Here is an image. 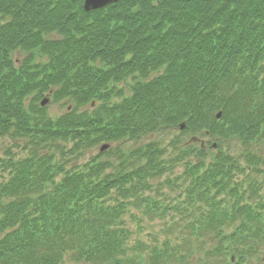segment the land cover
<instances>
[{"label": "trees", "instance_id": "16d2710c", "mask_svg": "<svg viewBox=\"0 0 264 264\" xmlns=\"http://www.w3.org/2000/svg\"><path fill=\"white\" fill-rule=\"evenodd\" d=\"M83 1L0 0V139H23L28 151L7 160L10 178L0 184V264L190 262L178 235L132 249L124 208L147 203L137 194L191 157L184 197L170 209H193L200 264L262 263L264 0H121L95 11ZM15 50L26 54L21 63ZM129 77L126 96L116 85ZM46 93L74 108L52 119L41 106ZM182 122L183 133L214 136L216 153L174 141L169 158L144 142ZM231 139L240 153L221 147ZM125 140L141 145L108 150L122 152L119 164L102 152L80 162ZM176 177L165 183L173 191ZM153 203L164 210L156 200L147 209ZM183 214L168 227L173 234L187 223Z\"/></svg>", "mask_w": 264, "mask_h": 264}, {"label": "rangeland", "instance_id": "374dc122", "mask_svg": "<svg viewBox=\"0 0 264 264\" xmlns=\"http://www.w3.org/2000/svg\"><path fill=\"white\" fill-rule=\"evenodd\" d=\"M59 36L55 33H51L47 36V38H54L57 39ZM13 58H15L19 63L20 61L26 56L25 53L15 50L12 52ZM36 61L37 62H45V57H43L40 52H36ZM135 80L131 77L127 78L121 83H118L116 86L118 89H123L125 92L126 96L131 95V90L132 86L134 84ZM48 98L47 104L44 106L47 108V113L48 115L54 119L57 120L61 115H63L66 111L71 110L74 108V105L67 100L61 101V102H54L51 99V96L48 95L47 93L45 94L44 98ZM116 101H121L122 98H114ZM41 101V100H40ZM40 101L38 103H40ZM100 102H97V106H99ZM94 106L92 107H82L80 108L81 110H88L91 111ZM178 127L175 126H169L165 127L161 131L155 132L148 136L144 142L148 141H154L166 149L168 151V157L169 158H174L176 153H174V146L173 142H180L182 145H187L190 142V139L192 138V134L190 133H183V131L180 130ZM193 136H196L198 138H201L203 141H206L207 145L210 147L212 144H217L218 146V140L215 139L214 136L211 135H204V134H193ZM200 136V137H199ZM27 141H24L23 139L19 140H14L11 137H5L0 139V184L4 181H6L8 178H10V164H7L8 159H19L21 156L27 155L28 151L25 150ZM141 145L140 142H135V141H128L125 140L120 143H115L112 144L110 147L107 145V143H102L92 151L88 152L87 155L80 160L81 163L86 162L88 159H90L92 156L96 155L99 152L106 153L105 156H103V159L115 164H119L121 162V151L127 152L132 148V147H138ZM72 144H68L65 147L66 150H70ZM105 147L102 149L101 147ZM211 148L210 152L211 153H216V148ZM115 147L120 148L121 150L119 152V155H117V152L111 153L108 150H111ZM221 147L225 149H230L233 154L240 153V150L242 149V144L239 140L237 139H231L225 142L221 143ZM101 148V151H100ZM218 149V148H217ZM52 152L57 156L60 157V153H57V151H54L52 147ZM68 158L70 157V152L67 151L64 153ZM12 155V156H11ZM117 155V157H116ZM62 157V155H61ZM73 157V156H72ZM70 157V158H72ZM195 157H191L187 160H183L180 163H177L175 165L174 169L170 172H168L166 175L161 177L160 179L157 178V180L150 181L152 184V188H148L146 191L139 192L137 194V198L141 199L144 198L146 201H148V205L151 202H154V200L159 201L160 205L162 208H164L163 211H161V208L156 204L153 203V206L150 209H147V203L144 202V204H140L138 201H133V204L125 206L124 210H126V213L124 214V219L127 220L128 226L130 227L132 231V236L129 245L132 246V249L134 246H136L138 243L137 241H141L144 244H158L160 245L165 241V239L169 236L174 239L175 235H178L180 237V241L182 242L181 245L183 247V253L188 254L189 252L191 253V261L186 263V264H200V256L203 254L202 251V241L198 239L197 236V229L192 227L191 222L193 221L192 213L193 209L186 211V209L183 210L182 214L185 217L189 216L187 218V223H182L181 228L173 234V231H169L168 227L170 225H177L178 222L181 219L182 214L177 213L176 211L170 209L172 208L173 204L171 203L173 199L177 198L180 200L184 197L183 193L186 189L187 182H185V179L181 176V173L186 168V164L188 162H196ZM113 171L112 169L108 168L107 172L110 173ZM180 176L181 180L177 182L176 185V191L170 189L165 185L168 180H174L176 181L177 177ZM243 179V178H242ZM115 197V195H114ZM120 201H123V197L120 199ZM140 204V205H138ZM168 206V207H167ZM167 207V211L165 208ZM160 214L162 216H160ZM178 226V225H177ZM176 226V227H177ZM179 227V226H178ZM176 238V236H175ZM134 243H137L134 245ZM144 245L140 244V247L142 248ZM232 255V254H231ZM263 256V255H262ZM224 264H229L226 263V259L223 260ZM260 264H264V261Z\"/></svg>", "mask_w": 264, "mask_h": 264}, {"label": "water", "instance_id": "95a60500", "mask_svg": "<svg viewBox=\"0 0 264 264\" xmlns=\"http://www.w3.org/2000/svg\"><path fill=\"white\" fill-rule=\"evenodd\" d=\"M120 0H85L84 2V8L87 11L96 10L99 8H103L109 4L117 3ZM186 1H192V0H186ZM204 1H211V0H204ZM230 1V0H228ZM47 102V99L43 101V105H45ZM220 117V114L218 115ZM182 128H184V124H182Z\"/></svg>", "mask_w": 264, "mask_h": 264}]
</instances>
